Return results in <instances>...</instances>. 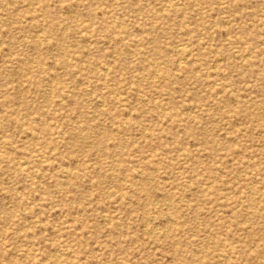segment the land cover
<instances>
[{
	"label": "rangeland",
	"instance_id": "rangeland-1",
	"mask_svg": "<svg viewBox=\"0 0 264 264\" xmlns=\"http://www.w3.org/2000/svg\"><path fill=\"white\" fill-rule=\"evenodd\" d=\"M0 264H264V0H0Z\"/></svg>",
	"mask_w": 264,
	"mask_h": 264
},
{
	"label": "bare ground",
	"instance_id": "bare-ground-1",
	"mask_svg": "<svg viewBox=\"0 0 264 264\" xmlns=\"http://www.w3.org/2000/svg\"><path fill=\"white\" fill-rule=\"evenodd\" d=\"M38 34V33H37ZM181 47V46H180ZM180 47H178V48H180ZM176 49H177V47H176ZM181 50V49H180ZM179 50V51H180ZM177 51V50H176ZM249 51V50H248ZM185 52V51H184ZM186 53V52H185ZM188 53V52H187ZM181 54V53H180ZM247 54V53H246ZM250 54V53H249ZM179 55V54H178ZM184 55V54H183ZM183 55H181V57L180 58H182L183 57ZM180 56V55H179ZM187 56V55H186ZM184 58V57H183ZM179 59V58H178ZM182 60V59H181ZM184 60V59H183ZM222 60V59H221ZM179 62H180V60H179ZM214 66V65H213ZM100 67V66H99ZM104 67V66H103ZM106 70V69H105ZM102 102V101H101ZM129 114V113H128ZM150 133V132H149ZM145 140V139H144ZM111 188V187H110ZM111 218V217H110ZM176 218V217H175ZM172 223V222H171ZM173 224V223H172ZM148 225V224H147ZM154 232V231H153ZM166 232V231H165ZM151 233V232H150ZM158 233V232H157ZM59 256V255H58Z\"/></svg>",
	"mask_w": 264,
	"mask_h": 264
}]
</instances>
